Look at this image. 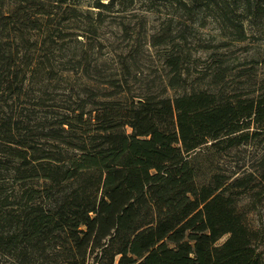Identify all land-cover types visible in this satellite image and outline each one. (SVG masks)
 <instances>
[{
    "label": "trees",
    "instance_id": "trees-1",
    "mask_svg": "<svg viewBox=\"0 0 264 264\" xmlns=\"http://www.w3.org/2000/svg\"><path fill=\"white\" fill-rule=\"evenodd\" d=\"M130 8L146 12L131 35L177 47L174 89L187 45L264 43V0H0V264H264V153L232 174L217 160L264 132V57L239 71L252 98L229 96L219 58L206 87L125 100L95 55ZM118 64L129 85L131 56Z\"/></svg>",
    "mask_w": 264,
    "mask_h": 264
},
{
    "label": "rangeland",
    "instance_id": "rangeland-1",
    "mask_svg": "<svg viewBox=\"0 0 264 264\" xmlns=\"http://www.w3.org/2000/svg\"><path fill=\"white\" fill-rule=\"evenodd\" d=\"M94 2V0H91ZM106 2L108 0H105ZM144 10V7H141ZM142 9H138L134 12L128 10L125 14L119 15L118 19L125 20L129 23L128 30L118 26L117 23L107 22L101 29L99 37L98 49L99 53L95 56L99 57L102 62L101 68L107 75L118 74L122 78L124 88L126 90L125 100H133L139 98L143 94L149 92H164V89L168 86L170 78L175 75V72L171 66L168 65V57L172 51H175L177 47L167 46H153L145 37L138 38L136 34L131 35V32L137 31L131 24L136 22L137 14H146ZM149 25H157V14H147ZM132 20V23H131ZM216 27L214 24H209L206 27L200 28L204 35L203 45L212 44L213 34H215ZM142 39V40H141ZM149 39V38H148ZM260 44H264L263 41L251 42L249 45L243 43L236 46H226L220 48L219 52L226 53V56H211L206 49H202L199 44L187 45V53L190 58V62L187 65L186 73H184L185 81L183 80L177 89L168 86V93L174 95L177 92H183L185 87L191 90L200 86L206 87L207 83H201L197 77L202 76V73L209 72V68L212 66L215 59H224L229 65L228 74L223 81L222 87L228 92L229 96H242L243 99L252 98L256 93L257 87L255 85L247 84L246 79H240L238 77L239 71L244 69L254 70L258 67L257 61L264 56H247L249 49H260ZM66 50L60 52L57 56H74V46L77 44L72 42ZM264 46V45H263ZM264 48V47H261ZM178 50V49H177ZM211 51V50H210ZM74 52V53H73ZM120 56H131V71L128 74L129 85L125 83V79L122 75V65L118 64ZM187 80V81H186ZM129 132L132 131L128 128ZM252 130H259L257 126H253ZM261 131V130H260ZM264 153V132H261L253 143L241 147L238 151H233L223 159H217L218 165L223 172L228 174L236 172H244L253 168L254 154ZM221 162H220V161ZM256 220V216H254ZM226 237L221 240L224 242Z\"/></svg>",
    "mask_w": 264,
    "mask_h": 264
}]
</instances>
